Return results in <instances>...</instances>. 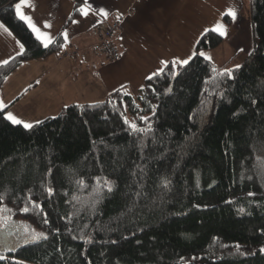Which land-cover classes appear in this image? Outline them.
I'll use <instances>...</instances> for the list:
<instances>
[{"label":"trees","instance_id":"trees-1","mask_svg":"<svg viewBox=\"0 0 264 264\" xmlns=\"http://www.w3.org/2000/svg\"><path fill=\"white\" fill-rule=\"evenodd\" d=\"M17 1L0 0L24 46L0 65V89L24 62L64 49L62 32L38 40ZM250 20L254 50L230 76L200 53L224 41L208 30L188 64L31 129L0 103V209L47 234L4 249L0 232V264H264V0H250Z\"/></svg>","mask_w":264,"mask_h":264},{"label":"crops","instance_id":"crops-1","mask_svg":"<svg viewBox=\"0 0 264 264\" xmlns=\"http://www.w3.org/2000/svg\"><path fill=\"white\" fill-rule=\"evenodd\" d=\"M244 6V0H86L83 9L88 14L82 11L80 19L64 28L74 0H18L17 14L38 40L46 46L62 32L64 49L20 65L4 82L0 103L4 97L5 105L12 102L4 106L7 109L13 103L31 107L35 101L60 99L69 88L76 92L69 104L103 100L124 85L136 92L147 77L163 68L164 61L179 63L192 58L198 40L208 30L222 27L224 34L216 32L224 39L232 35L234 18ZM114 21L121 23L112 35L119 52L110 58L94 46L99 41L97 28ZM23 49L20 40L0 21V65ZM77 85H85L84 91Z\"/></svg>","mask_w":264,"mask_h":264},{"label":"rangeland","instance_id":"rangeland-1","mask_svg":"<svg viewBox=\"0 0 264 264\" xmlns=\"http://www.w3.org/2000/svg\"><path fill=\"white\" fill-rule=\"evenodd\" d=\"M244 2L245 6L242 12L234 18L235 23L233 28H235V32L224 39L223 43L218 47L200 51L203 56L211 58L220 70H231L237 65H239V67L242 66L247 57H249L254 50L255 40L252 35L253 32L250 20V0H244ZM245 20L250 22H245ZM84 86L79 85L77 88L84 91ZM75 95V90L69 88L67 94L63 92L60 99L53 98V100H49L47 103L34 100L35 103L32 104L31 107L29 105L24 106L13 103L12 106L7 109V114L11 113L18 120L34 124L46 117L55 116L60 113L65 106L64 104L68 105L74 101ZM4 102L7 103V100L3 97L1 101L3 107L12 103L10 102L5 105ZM22 107L26 108L23 109ZM0 232L6 234V237L9 239L4 240L6 246L5 248L3 247L4 249H8L7 247L11 249L16 245H21L29 241H38L47 235L46 232L41 231L28 222L13 220L6 208L3 207L0 209ZM35 233H43L44 236L39 239H34L33 236ZM0 238L3 239L2 236H0ZM260 250L264 252V244L260 246Z\"/></svg>","mask_w":264,"mask_h":264},{"label":"snow or ice","instance_id":"snow-or-ice-1","mask_svg":"<svg viewBox=\"0 0 264 264\" xmlns=\"http://www.w3.org/2000/svg\"><path fill=\"white\" fill-rule=\"evenodd\" d=\"M19 7H20V5L18 4V5H17V8H19ZM81 11H83L85 15L88 14L87 11L84 10L83 8L81 9ZM101 12H103V10H101ZM103 14H104V15H107V13H103ZM229 14L232 15V16H235V12L232 11V10H229ZM22 18H23V17H22ZM32 27H33V30H34V31H37V32H38V29H37L34 25H32ZM216 31H219L221 34H224V30H223L222 27H217V28H216ZM66 35H67V34H65V36H66ZM49 42H51V41H49ZM46 46H47V45H46ZM193 55H195V53H193ZM201 55H203V54L201 53ZM190 58H191V57H189V59H190ZM189 59L181 60V61H179V63L186 65V64L189 63ZM3 63H7V61H3ZM163 63L167 66V63H168V62H167V61H164ZM173 63H176V61H173ZM236 67H239V65H237ZM161 71H162V70H161ZM222 75H228V76H230V75H231V70H230V69H225V70H224V73H222ZM149 79H151V77H149ZM7 119L10 120L12 123H15V124H23L24 128H26V129H31V128L33 127V124H31V123H26V122H23V121H21V120H18V119H16V118L13 116V114H11V113H8V114H7ZM142 119H147V118H146V117H142ZM126 122H127V121H126ZM130 127H131L133 130H140V129L137 128V126H136L135 124H130ZM162 183L166 186L167 183H168V181H167L166 179H164V180L162 181ZM104 186H105L109 191H111V183H110V182L105 181ZM48 191H49V192H52L53 190H52L51 188H49ZM250 195H251V193H250ZM23 211H28V209L25 208V209H23ZM45 223H47V221H45ZM42 236H44L43 233H35V235L33 236V238H34V239H39V238H41ZM2 258H3V257H0V259H2Z\"/></svg>","mask_w":264,"mask_h":264},{"label":"built area","instance_id":"built-area-1","mask_svg":"<svg viewBox=\"0 0 264 264\" xmlns=\"http://www.w3.org/2000/svg\"><path fill=\"white\" fill-rule=\"evenodd\" d=\"M121 28L119 21L107 23L103 27L97 28V34L99 41L95 44V50L99 52H105L110 58H114L118 55V48L112 40V35Z\"/></svg>","mask_w":264,"mask_h":264}]
</instances>
